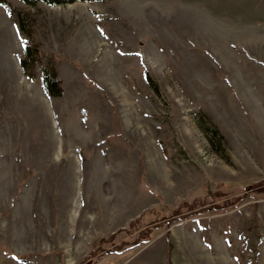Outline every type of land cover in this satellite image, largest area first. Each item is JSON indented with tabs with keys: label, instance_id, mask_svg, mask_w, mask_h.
Returning a JSON list of instances; mask_svg holds the SVG:
<instances>
[{
	"label": "rangeland",
	"instance_id": "1",
	"mask_svg": "<svg viewBox=\"0 0 264 264\" xmlns=\"http://www.w3.org/2000/svg\"><path fill=\"white\" fill-rule=\"evenodd\" d=\"M9 1L0 264H264V0Z\"/></svg>",
	"mask_w": 264,
	"mask_h": 264
},
{
	"label": "trees",
	"instance_id": "2",
	"mask_svg": "<svg viewBox=\"0 0 264 264\" xmlns=\"http://www.w3.org/2000/svg\"><path fill=\"white\" fill-rule=\"evenodd\" d=\"M25 4L30 6H37L40 2H45L47 4L52 5H65L68 3H73L77 1H84V2H103L105 0H21ZM0 6L5 7L9 14L16 19L20 25L21 29L25 33H29L26 26H25V17L19 10L14 8L9 0H0ZM30 35V34H29ZM25 55L26 57L21 59V65L23 68L28 69L29 64L33 63L36 64L37 62H42L44 59V52L39 49L38 46L34 44H27L25 47ZM146 78L150 86H152L155 90H158V85L152 78L149 73H146ZM43 82L47 92L52 96H60L62 94V87H61V80L58 77L56 72H50L48 68H44L43 73ZM202 114L206 115L209 119V122L202 121ZM197 121L201 126L203 133L205 134L206 138L208 139L209 143L211 144L212 148L216 151L221 153L225 158H229V154L227 152L225 142L226 136L221 131L220 127L215 123L212 116L205 110L201 111V114L197 115Z\"/></svg>",
	"mask_w": 264,
	"mask_h": 264
}]
</instances>
